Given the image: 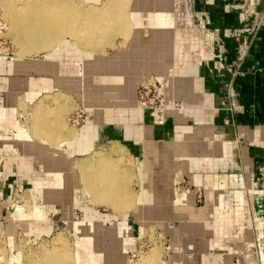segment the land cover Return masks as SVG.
<instances>
[{"label": "crops", "instance_id": "crops-1", "mask_svg": "<svg viewBox=\"0 0 264 264\" xmlns=\"http://www.w3.org/2000/svg\"><path fill=\"white\" fill-rule=\"evenodd\" d=\"M191 3V21L186 25L190 32L180 33L185 32L184 26L175 29L173 18L167 34L162 35L163 29L158 32L160 39L150 37L149 10L144 6L142 37L125 48L111 50L107 60L90 58L88 62H94L89 63L88 72L77 74L78 78L86 76L82 84L86 91L77 97L87 110L86 120L61 150L52 148L46 153L50 163L59 152L78 155L91 151V156L99 146L122 145L136 162L137 194L142 195L143 204L137 214L114 213L113 218L89 211L94 214L85 218L91 217L103 228L100 230L78 229L75 223L80 221H74L77 234L89 231L91 245L88 253L81 251L85 255L79 256V264H135L130 255L139 242L150 239L152 225L160 238L156 246L160 250L163 246V259L154 264H237L229 242H237L239 236L233 238L230 221L245 225L248 220H264V0ZM70 49L82 52L62 44L45 59H32L43 62L41 65L29 63L30 57L27 62L26 58L0 55V91L5 93L0 102V130L4 132H0V141L13 146L22 140L21 150L26 140L31 142L19 132L15 96L25 91L33 99L50 91L53 82L47 74L61 68L54 55ZM159 61L158 69H153ZM174 61H178L177 67H173ZM105 63L108 69L102 70ZM95 74L102 79L98 84L92 79ZM150 75L168 89L166 109L160 117L138 108V88ZM175 103L179 107L172 109ZM13 148L5 156L0 153V264L4 259L15 264L13 252L21 237L31 243L34 234L44 237L53 230L40 204L25 211L24 218L18 217L17 209L12 211L24 173L31 168L24 150L20 153L17 146ZM45 157L39 158L42 165L49 162ZM178 184L186 190L176 187ZM199 190L203 203L198 200ZM186 191L193 199L179 200L178 193ZM36 207L42 210L39 215L33 213ZM223 208L232 214L223 213ZM212 209L215 213L209 214ZM241 217L243 222L238 220ZM210 218L213 221L208 222ZM99 246L102 251L95 250ZM248 247L254 251L253 245ZM105 254L106 260L102 258ZM126 257L131 262H125Z\"/></svg>", "mask_w": 264, "mask_h": 264}, {"label": "rangeland", "instance_id": "rangeland-1", "mask_svg": "<svg viewBox=\"0 0 264 264\" xmlns=\"http://www.w3.org/2000/svg\"><path fill=\"white\" fill-rule=\"evenodd\" d=\"M103 1L105 0H73L74 4L77 2V4L75 5H79L81 3L83 6H88V5H93V4L101 5ZM1 3H2V0H0V22L5 23L7 27L5 30H2V31L0 30V55L9 56V57L18 58V59L22 58L23 60L25 56L36 58V59L37 58L45 59L47 55H51L52 53L49 54L50 52H47V50H41L39 52L32 53L29 56L28 54H25V55L21 54L23 57H21L20 54H19L20 56L17 55L18 54L17 50H19V47H15L16 45L13 42V37L9 33L10 24L7 21L6 17L4 16ZM190 6L193 10L191 0H176V6L174 7V5H171L174 18L176 21L174 28L177 29L180 26H184L183 30L185 29L184 30L185 32H180L182 34L190 32V30L188 29L186 30L187 28L186 25L190 23L191 21L190 20L191 17L189 16ZM176 9L178 11H176ZM193 18L195 22L196 17L194 15V12H193ZM70 41H71V44H73L74 40L72 39ZM78 45H79L77 46L78 48L83 47L80 44ZM113 45H118V46L121 45L120 47H117V48H125L126 47L125 39H123V37L120 34H115L114 36H112L111 43L105 45L104 48L105 50H107V52L110 53V51L114 49ZM72 50L70 52H64L63 50L60 55L59 54L54 55L55 57L54 59L56 60L58 59L57 62L60 63L61 68L60 70L58 69L55 72L53 70V72H50L49 74H47V77H49L53 82V85L50 91L41 92L38 95H36L33 99H30L28 97V93L25 91H20L18 92L17 96H15L14 100L16 101V104H18V108L16 109V113H17L16 117H18L20 120L19 127L20 128L22 127L24 129L22 130V132L24 133V135L22 136H24V138L25 137L31 138L30 139L31 142H28L26 140L24 143L25 148H22L21 150L20 148L22 147L21 146L22 140L13 143V146L10 145V143L8 142L0 141V153L4 154V156H5V153L11 151L10 148L17 146L16 148L18 149L17 151L22 153L24 150V155L26 157L25 159L31 160V168L28 169L29 171L24 173V176H23L25 177V179H23L25 181L23 182V184H20L19 188L17 189V193H16V200L18 201L17 205H23V214H25V211L27 210L30 211L34 207V205L38 206V204H40L39 206H41L44 209L47 219L49 220V224L53 225V230L47 236L37 237V235L34 234V236H36L34 237V242L28 243L25 238L21 237V240L19 241L18 246L16 248L17 250L13 252L15 256H21L19 264H51L53 263L50 260H48V262H46V260L45 261L42 260L46 256V254H52L54 255V257L66 256V255L71 254L72 257L74 258L73 264H79L80 257L82 255L83 256L85 255L81 251L86 250L87 252L89 249L88 247L91 246L90 241L87 239L89 231L87 230L88 233H85L83 231V233L77 234L74 227L72 226V223L74 221H81V220H83L81 222H84L85 215H88L89 211L98 212V214H100V217H104V218H108V217L113 218L114 213L121 216L119 214V211L115 212V210L112 207H107L104 204H97V203L95 204L94 199H92L93 198L92 196L87 195V194L84 195V193H82L83 185L81 184H78L76 187L72 188L70 192H66L65 189L64 190L59 189V185L61 184L60 179H62L64 176L66 177L67 174L68 175H72L73 173L77 174L78 171L77 172H74L75 170L72 171V169H74V167L77 165V164L75 165L76 161L79 158L81 160L82 158L84 159L85 157L86 158L90 157L91 151L87 153L78 154V155H75V154L72 155L70 154L69 151L68 152L66 151V153H63V154L59 152L57 153L56 156H54L55 159H54V162L52 161V163H50L49 158L46 155V153L49 150H52V148L55 151V148L57 147V145L61 144V142L65 140L66 138L65 136H67L68 134H71V132L72 133L75 132L73 134L77 135L78 130L80 129L81 125L84 124V121L86 120L87 110L82 105H79L82 103L81 101L77 99V97L81 93H85L86 91V87L82 85V84L85 85V81H86V76H83V75L84 73L85 74L87 73V70L90 67L89 63L94 62V60L92 61L90 60L91 62H88L90 58H94L98 56L102 57L104 55V54H101L102 51L100 50L98 51L99 54L91 53V51H87V50H85V52H80L81 53L80 54L79 51L75 53V52H72ZM87 52H90V53H87ZM80 62L81 64L82 62L84 63V67H82L81 70L79 68ZM172 63H173V67H177L176 65L178 64V61L177 62L174 61ZM79 72L83 73L82 75L83 77H79L81 80L77 84L76 80L77 79L79 80L77 76ZM152 78H153L152 80L153 82L155 80V77L153 75H150L145 79H152ZM92 79H94L93 82L96 84L102 81L101 77H99L97 74H95V76H93ZM82 80H83V83H82ZM56 93L57 94L59 93V95L60 93L64 94L65 97L69 100L68 104H65L62 106H58L57 104H54V105L49 104L46 101V95L48 96L55 95ZM4 98H5V93L3 91H0V102L1 103L4 101ZM41 102L45 105V107L48 110H52V112L58 116L57 117L54 114L53 120L54 121L57 120L56 124L60 125L58 127L60 128L58 129L60 132L58 131L59 134L57 137L59 140L56 139L57 141H53V142L47 140L49 144L43 143V140H45V139H42L43 137L39 138L33 135L34 126L39 121L35 117L34 112L39 104L43 105ZM83 104H85V102H83ZM76 114L81 115L80 124L78 123L73 124L72 122L69 121V119L73 115L76 116ZM1 133H4V132H1ZM73 134L72 136L74 137L75 135ZM71 137L69 136L68 139L72 140ZM41 140H42V143H41ZM34 143L35 145H32ZM1 146H7V147L2 148ZM118 146L120 145L112 146L111 144H105L103 146H99L101 147L99 148V151H102V150L110 151L111 147H118ZM121 147L122 145L120 146V148ZM13 149L15 150V148ZM126 153H127V156L129 157L130 162H132V163L130 162L127 163V167L129 166L131 167L129 168L131 169L132 176L128 178L126 183L129 185L130 190L132 192L138 193L140 191V187H139V182H138V173L135 172L136 162L133 158L130 157L127 151ZM41 155H44V157L46 156L45 159L48 160L49 162L46 161V164L42 165L39 161V158ZM79 161L77 162L78 164H79ZM61 170L62 171L64 170V171L61 172ZM128 174H129L128 172L125 173V175L127 176ZM73 180L74 179L70 180L67 178L66 181L69 183H73ZM182 186L183 185L180 184L179 186H176V187H180V189L186 190V188H182ZM35 190L36 191L38 190V191L36 192ZM53 192L55 193V195H53ZM203 202H204V198L199 203H203ZM17 205L14 206V209L12 210L13 212H15V210L17 209ZM88 208H90V210H88ZM231 211H229V214H232ZM33 213L40 214L42 213V210L36 207ZM17 214H18V217H20V214L19 213ZM238 220H242L243 222V217L239 218ZM210 221H213V219L211 218L208 219V222ZM81 222H77V223H81ZM129 222L130 224H132L133 218L130 219ZM230 223L231 224L229 225L230 226L229 230L235 233V235H233V238L239 236L237 237L238 238L237 242H235L236 240L234 242H229L230 251L232 252L235 258V263L239 264L241 260L239 259L240 257H239L238 251L235 252L234 249H239V250L241 249V251H243L241 252L243 256L244 255H255L256 260L258 262L257 264H261V262L264 260L262 258V256L264 257V220L262 219L248 220V223H246L245 225H243L242 223L238 221L236 222L230 221ZM82 227H85V226L81 225L79 228L82 229ZM87 227L89 226L87 225ZM151 227L153 230L151 231L150 239L143 241V242H139L137 251H134L130 255L131 260L134 261L135 263L136 261H138V258L142 253L144 252L147 253L148 251H150L152 248H154L158 244L160 240V238L154 233L155 232L154 225H152ZM241 229H243L244 231H242ZM0 243L2 245L1 237H0ZM142 244H145V247H141ZM250 245H253L254 251L250 250V247H248ZM43 247H45L44 250H42ZM95 250L102 251L103 246H99V249H95ZM78 252L81 254H79ZM162 253H163V246H161V250H160V260L161 261L163 259ZM107 255L108 254H105L102 258L106 259ZM110 256H112V253H110ZM12 257L13 255L11 256V258ZM247 257L249 258V256ZM2 264H8V260L4 259ZM252 264H256L255 261Z\"/></svg>", "mask_w": 264, "mask_h": 264}, {"label": "bare ground", "instance_id": "bare-ground-1", "mask_svg": "<svg viewBox=\"0 0 264 264\" xmlns=\"http://www.w3.org/2000/svg\"><path fill=\"white\" fill-rule=\"evenodd\" d=\"M75 4H77V2ZM75 4L73 0H2L1 7L3 8L4 16L10 24L9 33L13 37V42L16 45L15 47H19L17 55L28 54L29 56L41 50H47V52L53 53L59 50L63 44L64 46L72 45V47L82 52L87 50L91 51V53H98L100 50L102 51L101 54H104L103 57L107 60L111 53L107 52L104 47L111 43L112 36L115 34H120L123 39H125V44H131L142 37L141 31L145 24L143 21L145 20L142 19L143 16L141 11L144 6L149 10L147 22H149L150 28H152V32L149 36L152 38L158 37L160 39L161 34L158 32H161L163 29L162 35H165V33L167 34L165 30H170L174 18L171 5L176 6V0H105L101 5L93 4L83 6L81 3V5L79 3V5ZM72 39L74 40V45L71 44L70 40ZM78 44L83 47L78 48ZM120 46L113 45L114 49H119L117 47ZM22 55L21 57H23ZM25 58L28 62V57L25 56ZM32 59L33 58L30 57L29 63L34 61L38 62L39 65L44 64L43 62ZM160 63L161 61L157 62L153 69L155 68L157 70ZM101 69L107 70L108 64L105 63ZM46 101L49 104L62 106L68 104L69 100L64 94L60 93L59 95V93H56L55 95H47ZM139 108L146 110L140 106ZM34 113L39 121L34 126L33 135L39 138L43 137L42 139L46 140H43L44 144H49L48 141H57L56 139H58L57 137L59 134L58 129H60L58 127L60 125L56 124L57 120H53L55 113H53L52 110H48L44 104H39ZM55 116L57 115L55 114ZM22 130L24 129L19 127L20 134L24 135ZM73 133H67L68 137L65 136V140L57 145L56 149L58 151L61 150L66 139H68L69 136L71 137ZM70 145H72V143ZM114 145L118 144L114 142ZM120 146H118L119 148L111 147L110 151H103L101 149L102 151H97L90 157L81 159L79 164L77 163V167L75 166L73 169L75 170L74 172L78 171L77 174H67L66 177L64 176L62 179L59 178L61 181L59 189H65L66 192H70L77 184H81L83 185L82 193L92 196L95 204H104L107 207H112L115 212L119 211L121 216L125 213H139L143 208L141 201L142 195L132 192L129 185L126 183L128 178L132 176L131 167H127V163L130 162V160L125 149H123V147L120 148ZM126 172L129 173L128 176L125 175ZM67 178L70 180L74 179L73 183L67 182ZM53 195H55L54 192ZM178 199L189 201L193 199V196L191 192L186 191L179 194ZM224 209H222L223 213L228 215L230 210L226 211ZM88 210H90V208H88ZM211 212L210 214H214V209H212ZM16 213L20 214V218L27 216V213L23 214V205H17ZM34 214L39 215L38 213ZM90 218L91 217L86 216L84 222L80 221L81 223H75V225L78 226V229H80L79 227L81 225H88L94 230H100L102 227H99V224H95L94 221L91 222L92 220H90ZM44 248L45 247H43L42 250H44ZM240 250L234 249L235 252L238 251L239 253V259L241 260L239 264H252L254 261L256 264L258 263L255 255H250L251 258H246L245 255L243 256L241 254ZM20 257L21 256H14L12 258L15 264L20 263ZM42 260H46V262L50 260L53 262L51 264L74 263V258L71 254L58 257H54L52 254H46ZM124 261L128 262L130 260L126 257ZM160 261V248L159 246H155L147 253H142L135 264H154Z\"/></svg>", "mask_w": 264, "mask_h": 264}, {"label": "built area", "instance_id": "built-area-1", "mask_svg": "<svg viewBox=\"0 0 264 264\" xmlns=\"http://www.w3.org/2000/svg\"><path fill=\"white\" fill-rule=\"evenodd\" d=\"M7 25L3 22H0V30H5ZM240 60V59H239ZM152 79H145L141 85L138 88V102L140 107L147 109V110H152L155 112V114H162L164 112L165 104V96L167 92V88L165 83L159 82L156 79L152 82ZM179 107V104H173V108ZM80 118L81 115L76 114L73 115L69 121L72 122L73 124L78 123L80 124ZM198 200L201 202L203 199V193L201 190L198 192ZM141 247H145V244H142Z\"/></svg>", "mask_w": 264, "mask_h": 264}]
</instances>
